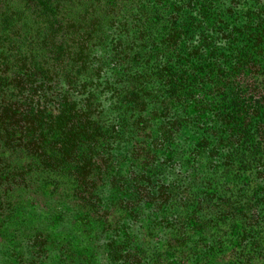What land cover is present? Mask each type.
<instances>
[{"label":"trees","instance_id":"trees-1","mask_svg":"<svg viewBox=\"0 0 264 264\" xmlns=\"http://www.w3.org/2000/svg\"><path fill=\"white\" fill-rule=\"evenodd\" d=\"M45 188L26 264H264V0H0L1 238Z\"/></svg>","mask_w":264,"mask_h":264},{"label":"rangeland","instance_id":"rangeland-1","mask_svg":"<svg viewBox=\"0 0 264 264\" xmlns=\"http://www.w3.org/2000/svg\"><path fill=\"white\" fill-rule=\"evenodd\" d=\"M26 194H23V197ZM22 197V198H23ZM48 195V190L45 188L40 198V203L38 205H29V206H21L17 209L14 213L13 223L17 227V232L14 235H8L7 239L0 237V264H26L27 262L24 260V257L27 255L26 248H30L31 239L28 238L29 236H37L36 232L32 234V227L40 225L43 228H47L53 237H61L62 233L61 230H65L66 232L75 235L79 239L83 241L86 240L87 234L83 231V221H73V219L77 218L76 214L66 207H61L58 205H54L51 203ZM58 208L65 209L63 212L62 217L63 220L60 218L58 221H55V215H52L47 222V225H44V220L48 214L53 213L56 210L58 212ZM68 212V213H67ZM9 223H4L2 220L0 222V234H7L9 229ZM18 226L22 231L18 230ZM19 231V232H18ZM77 231V233H76ZM79 233V234H78ZM15 244L19 243L18 245H10V239L12 238ZM88 239V238H87ZM13 244V243H12ZM85 244V242H84ZM84 244L82 245V241L79 242L78 247L83 248Z\"/></svg>","mask_w":264,"mask_h":264}]
</instances>
